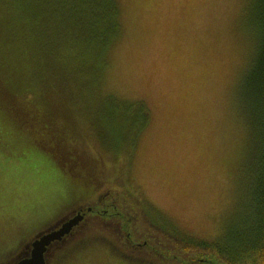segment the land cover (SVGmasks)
<instances>
[{
  "label": "rangeland",
  "instance_id": "1",
  "mask_svg": "<svg viewBox=\"0 0 264 264\" xmlns=\"http://www.w3.org/2000/svg\"><path fill=\"white\" fill-rule=\"evenodd\" d=\"M113 2L119 35L89 90L94 105L68 109L85 120L70 127L83 130L95 151L101 147L109 157L121 148L122 128L102 100L144 103L149 120L131 152V193L112 175L89 195L78 168L55 164L0 117V264L28 258L34 241L81 211L84 220L50 245L46 264H161L151 249L127 248L126 237L140 245L151 239L180 261L193 255L174 246V238L208 245L198 251V259L208 261L200 264H259L247 255L254 241V152L242 97L257 49L256 0ZM20 52H9L4 64L41 88L37 59Z\"/></svg>",
  "mask_w": 264,
  "mask_h": 264
},
{
  "label": "trees",
  "instance_id": "2",
  "mask_svg": "<svg viewBox=\"0 0 264 264\" xmlns=\"http://www.w3.org/2000/svg\"><path fill=\"white\" fill-rule=\"evenodd\" d=\"M254 10L257 49L242 92L250 114L254 152L249 183V198L255 210L251 229L254 241L247 248V255L264 264V0H256ZM118 35L113 0H0V107H3L0 117L28 145L44 149L55 164L78 168L77 175L82 186L89 188V195H95L98 188L111 183L112 175H115V184L131 193L126 187L131 152L149 120V111L142 102L126 106L112 97L103 99L107 111L112 112L122 128L121 148L117 155L109 157L100 145L101 153L98 149L95 151L90 138L85 140L81 135L83 130L70 127V124H81L84 119L82 113L74 115L68 106L92 109L89 90L98 85L106 53ZM22 49L27 56L37 59L42 89L37 82L33 86L21 79L11 64H4L9 52L21 53ZM36 77L38 81L37 73ZM52 108L58 112L55 116ZM91 211L108 217L106 211ZM81 213L86 216V211ZM120 234L126 236L124 228ZM174 240V246L190 252L192 258L180 261L167 257L151 239L140 245L126 237V243L131 246H125L140 251L151 249L161 264L208 262L198 259V251L208 245ZM216 252L222 257L219 250Z\"/></svg>",
  "mask_w": 264,
  "mask_h": 264
},
{
  "label": "water",
  "instance_id": "3",
  "mask_svg": "<svg viewBox=\"0 0 264 264\" xmlns=\"http://www.w3.org/2000/svg\"><path fill=\"white\" fill-rule=\"evenodd\" d=\"M84 217L85 216L79 212L71 220L62 224L56 231L34 241L31 246L29 257L20 261L18 264H46L45 256L50 245L55 242H61L66 236L70 235L72 230L84 220Z\"/></svg>",
  "mask_w": 264,
  "mask_h": 264
},
{
  "label": "crops",
  "instance_id": "4",
  "mask_svg": "<svg viewBox=\"0 0 264 264\" xmlns=\"http://www.w3.org/2000/svg\"><path fill=\"white\" fill-rule=\"evenodd\" d=\"M90 264V263H89Z\"/></svg>",
  "mask_w": 264,
  "mask_h": 264
}]
</instances>
